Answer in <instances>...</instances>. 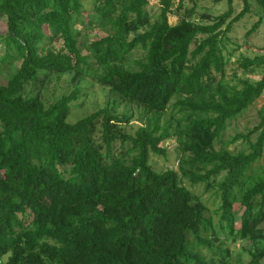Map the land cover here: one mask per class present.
Here are the masks:
<instances>
[{
  "label": "trees",
  "instance_id": "obj_1",
  "mask_svg": "<svg viewBox=\"0 0 264 264\" xmlns=\"http://www.w3.org/2000/svg\"><path fill=\"white\" fill-rule=\"evenodd\" d=\"M185 1L174 6V0H159L154 17L146 10L149 0H98L94 11L106 35L87 48L93 70L72 30L81 0H0L6 30L0 63L18 64L0 86V264H208L193 251L212 247L201 237L209 226L203 208L178 173H158L149 165L151 154L166 155L161 144L170 138L169 128L161 130L159 121L168 109L179 115L180 176L208 184L224 175L225 231L233 240L264 238L257 230L264 221V170L258 166L264 113L254 129L227 144L243 139L248 153L214 148L228 122L264 92V49L239 64L245 73L262 68L259 80H244L240 88L225 80L221 41L249 14L251 0H241L235 16L232 0H218L227 9L202 15L206 24L191 21L193 0L186 16L171 25L169 15L177 16ZM254 1L262 17L247 36L264 19V0ZM137 49L144 56L132 62ZM68 74L72 91L45 105L40 92L49 77ZM86 79L140 108L148 125L126 134L122 125L131 116L117 114L114 103L68 124ZM27 86L34 96L24 95ZM117 142L129 148L113 153ZM250 257V264H264V250Z\"/></svg>",
  "mask_w": 264,
  "mask_h": 264
},
{
  "label": "rangeland",
  "instance_id": "obj_2",
  "mask_svg": "<svg viewBox=\"0 0 264 264\" xmlns=\"http://www.w3.org/2000/svg\"><path fill=\"white\" fill-rule=\"evenodd\" d=\"M98 0H81V11L73 17V34L77 41V47L83 56H88V62L92 66L93 70H96L94 60L90 58V53L87 48L94 42L105 37L106 31L102 29V19L95 13L94 8ZM158 1L149 0V5L146 10L150 14H158ZM177 0H174V6ZM193 0H186L179 13L169 15V23L174 25L178 22L179 18L186 16V12L192 8ZM196 8L191 21L195 23L206 24V21L201 20V16L204 14L212 13L213 16L223 13L227 9L226 1L218 0H196ZM233 16L237 15L242 10L241 0H232ZM262 17L261 8L256 4L254 0L250 1V12L245 15L241 21L234 24L231 31L222 38L221 48L223 55L226 59L225 68V80L232 86L240 88V83L244 80L249 82H255L260 79L263 74V69H255L251 72H242L239 68V64L244 58L252 59L256 56L263 54L264 49V19L262 20L259 28L246 35L251 27ZM5 19L0 20V38L6 36L5 34ZM131 37V36H130ZM55 49L61 47V43L54 45ZM194 46L190 47L192 50ZM4 49L0 44V58L3 56ZM144 56V52L141 49L135 50L130 60H141ZM18 69V64L14 66L4 65L0 63V86L7 84L10 75L15 73ZM49 82L43 87L40 92V99L45 105L52 104L57 101L63 94H69L72 91L70 81L71 76L64 75L60 78L54 76L49 77ZM81 92L78 95L77 100L72 102L70 113L66 119L68 124H74L76 121L83 117L104 108L107 104H116L117 114H126L131 116V120L128 125H122V130L126 134L133 135L135 131L148 125L147 119L143 117V112L140 108L134 105H129L121 102L117 97L110 94L107 89L100 87L98 84L92 82L89 79L83 81L80 85ZM25 96L31 97L35 95V91H32V87L27 86L25 88ZM264 113V92L258 98L252 106H250L241 115L234 120L228 122L225 131L222 134L219 143H216L215 150L224 149L229 153L237 154L239 152L248 153L249 146L243 140L239 139L235 142H231L227 145L235 136L241 134L246 135L252 129H254L259 121L260 117ZM174 111L168 109L166 113L160 118L159 127L163 130L164 127H168V133L170 138L163 141L162 148L166 150L165 156H158L155 154L150 155L149 165L158 173H162L168 170H172L178 173L180 184L185 187L190 193L197 198L198 203L203 208V217L208 221L209 226L206 231L201 233V237L208 240L212 247H196L193 249L198 256H200L208 264H250V255L256 251L264 250V238H255L253 241L246 238L241 240L237 238L233 240L232 236L225 231L226 222L221 221V196L219 185L225 179L224 175H220L216 178H212L208 184L198 183L193 184L189 179L183 178L179 173V160L180 151L178 150V144L176 142V119L179 117ZM256 134L251 135L250 141L254 142ZM96 135L97 142H100ZM129 148V145L115 143L113 146V153H124ZM133 155H128V158ZM264 170V154L258 164ZM243 212L240 208L237 210L234 217L233 225L234 232L239 229V218ZM27 223L28 219H24ZM257 230L264 231V221L257 226ZM6 257L3 259L5 261ZM264 263V259L261 260Z\"/></svg>",
  "mask_w": 264,
  "mask_h": 264
}]
</instances>
